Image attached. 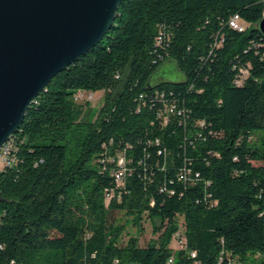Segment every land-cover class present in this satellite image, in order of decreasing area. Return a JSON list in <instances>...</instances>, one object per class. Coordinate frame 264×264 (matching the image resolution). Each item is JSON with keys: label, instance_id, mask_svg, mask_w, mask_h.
<instances>
[{"label": "trees", "instance_id": "obj_1", "mask_svg": "<svg viewBox=\"0 0 264 264\" xmlns=\"http://www.w3.org/2000/svg\"><path fill=\"white\" fill-rule=\"evenodd\" d=\"M235 16L244 31L231 28ZM262 19L264 0H124L104 39L52 79L8 141L0 264H255ZM80 92L103 93L96 119ZM114 211L159 222L157 238L124 241ZM178 229L186 247L174 251Z\"/></svg>", "mask_w": 264, "mask_h": 264}, {"label": "water", "instance_id": "obj_2", "mask_svg": "<svg viewBox=\"0 0 264 264\" xmlns=\"http://www.w3.org/2000/svg\"><path fill=\"white\" fill-rule=\"evenodd\" d=\"M123 1L0 0V151L52 79L104 39Z\"/></svg>", "mask_w": 264, "mask_h": 264}, {"label": "rangeland", "instance_id": "obj_3", "mask_svg": "<svg viewBox=\"0 0 264 264\" xmlns=\"http://www.w3.org/2000/svg\"><path fill=\"white\" fill-rule=\"evenodd\" d=\"M175 79L177 77H174ZM180 79V77H178ZM104 105V95L102 92H96L95 98L93 101L90 102V105L87 107V113L90 115V118L96 119L97 114L99 113L100 109ZM4 165L0 162V170L3 169ZM110 220H116L117 224H124V241L129 240L130 238H134L138 241V245L140 247H146L152 240L156 239L157 236L155 235V226H160L159 222L155 223V226L151 221H145L141 225H136L132 222V220L124 215V213L119 211L110 212ZM179 229L174 233V238L170 246L177 251L180 249L181 243H184V240H181L183 236L178 237ZM181 235V234H180ZM186 239V238H185ZM186 242V241H185ZM249 259L251 262L258 264L260 263V258L256 254L250 255Z\"/></svg>", "mask_w": 264, "mask_h": 264}, {"label": "built area", "instance_id": "obj_4", "mask_svg": "<svg viewBox=\"0 0 264 264\" xmlns=\"http://www.w3.org/2000/svg\"><path fill=\"white\" fill-rule=\"evenodd\" d=\"M230 26L231 28H233L234 30H237V31H244L245 30V27L244 25L241 23L240 21V17L239 16H235L231 21H230ZM162 41V37H159L158 38V42H161ZM95 98V93H89V92H80L77 97H76V100L80 101V102H91L93 101ZM143 98V97H141ZM10 149H11V146H10V143L7 142V145H5V152L4 153H0V162H6L8 160V155L10 153ZM120 164L123 166L124 165V159H120ZM121 172L118 173V178L121 179V177H123V175L125 174V169L123 170H120ZM181 232H179V235L178 237L180 238V236H182ZM181 240H184V243L186 244L185 242V239L184 237L180 238ZM181 246L185 247L184 244L181 243ZM193 257H196L197 254L196 252H192L191 253ZM258 258H262L264 257V255H259L257 254ZM173 263V259H170L168 261V264H172Z\"/></svg>", "mask_w": 264, "mask_h": 264}, {"label": "bare ground", "instance_id": "obj_5", "mask_svg": "<svg viewBox=\"0 0 264 264\" xmlns=\"http://www.w3.org/2000/svg\"><path fill=\"white\" fill-rule=\"evenodd\" d=\"M10 140V139H9ZM5 145H7V143L5 144ZM5 145L3 146V148L1 149V151H0V153H2L4 150H5ZM5 152V151H4ZM3 152V153H4Z\"/></svg>", "mask_w": 264, "mask_h": 264}]
</instances>
